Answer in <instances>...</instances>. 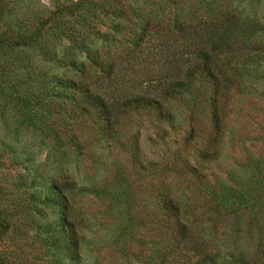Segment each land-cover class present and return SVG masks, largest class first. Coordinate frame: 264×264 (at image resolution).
I'll use <instances>...</instances> for the list:
<instances>
[{
    "label": "rangeland",
    "instance_id": "rangeland-1",
    "mask_svg": "<svg viewBox=\"0 0 264 264\" xmlns=\"http://www.w3.org/2000/svg\"><path fill=\"white\" fill-rule=\"evenodd\" d=\"M192 2L0 0V264H187L168 199L204 241L193 261L264 264V79L224 101L218 131L201 77L162 102L164 116L80 109L82 86L130 48L139 12ZM52 183L67 186L71 232Z\"/></svg>",
    "mask_w": 264,
    "mask_h": 264
},
{
    "label": "trees",
    "instance_id": "trees-1",
    "mask_svg": "<svg viewBox=\"0 0 264 264\" xmlns=\"http://www.w3.org/2000/svg\"><path fill=\"white\" fill-rule=\"evenodd\" d=\"M192 1L187 7L175 5L172 9L170 5L165 11L150 7L139 12L130 48L104 74L82 86L87 103L80 108L82 112L91 109L97 117L109 119L128 107H154L164 116L162 102L188 91L201 77L211 84L214 94L213 129H221L224 101L246 82L264 79L263 0ZM198 2L203 6L198 8ZM27 36L31 39L23 34L13 40L18 43ZM49 185L57 190L55 200H60V228L71 232L73 222L68 220L63 202L67 186ZM162 207L175 215L178 238L174 247L192 252L187 264H214L213 255L207 252L198 261L191 258L203 252L204 241L197 239L189 211L181 212L177 199L164 200ZM70 246L72 253L78 251L75 239Z\"/></svg>",
    "mask_w": 264,
    "mask_h": 264
}]
</instances>
